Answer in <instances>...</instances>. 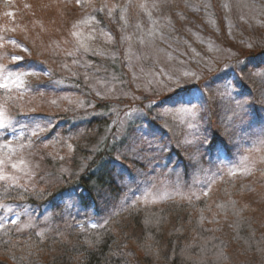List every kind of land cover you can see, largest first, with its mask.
<instances>
[{
	"label": "rangeland",
	"instance_id": "1",
	"mask_svg": "<svg viewBox=\"0 0 264 264\" xmlns=\"http://www.w3.org/2000/svg\"><path fill=\"white\" fill-rule=\"evenodd\" d=\"M0 2V83L8 85L0 88V232L17 233L0 247V263L16 259L24 235L37 234L44 255L49 240L57 247L50 252L67 253L96 227L111 230L131 264H141L148 243L140 217L122 212L162 208L175 231L186 218L180 207L205 201V226L227 245L229 264H259L234 244L217 205L223 185L234 183L232 194L264 238V80L256 75L264 66L245 68L230 52L264 43V0ZM18 64L38 74L21 83L9 71ZM222 72L232 81L223 99L213 84ZM200 87L202 107H172L185 98L181 89ZM103 103L112 105L107 115L96 110ZM104 141L115 149L92 171L106 180L94 186L100 180L92 177V193H77L71 188ZM62 188L71 190L50 209L46 194ZM168 245L165 235L162 256Z\"/></svg>",
	"mask_w": 264,
	"mask_h": 264
},
{
	"label": "trees",
	"instance_id": "2",
	"mask_svg": "<svg viewBox=\"0 0 264 264\" xmlns=\"http://www.w3.org/2000/svg\"><path fill=\"white\" fill-rule=\"evenodd\" d=\"M0 5L4 4L0 2ZM261 43H254L253 48L246 51L232 47L230 52L232 51L231 53L234 56H231V61L236 60L245 68L263 67L264 43ZM229 47L231 48V46ZM112 68L115 69L114 66ZM216 74V80L225 76V73ZM211 75V72H209L207 78ZM159 103H153L151 108L159 107ZM106 104H101L103 106L97 107L96 110L100 111L101 114L107 115L109 110H111L108 108H112V105ZM143 110L146 113H150L146 109ZM149 119V116H146L143 118V122L146 123ZM103 121L102 123H104ZM109 121L108 119L107 123ZM106 126H102L103 132ZM99 145L100 147L98 146L96 156L91 165L86 168L84 175L82 174L80 179L74 184L79 189L82 188L90 193H92L91 181L100 180L94 182L95 186L103 185L102 182L106 180L102 176L95 178L99 175V172L94 173L92 170H102L106 166L107 157L115 149V145L113 146L109 141H104ZM92 177L94 178L90 181ZM235 186L234 183H226L221 188V198L217 205L218 214L229 222L234 244L244 248L247 255L255 256L257 258L255 260L259 264H264V238L258 233L255 224L245 217L243 209L239 206L235 195L232 194ZM244 188L245 185L238 189L241 192ZM71 189L73 190V188ZM71 189L62 188L54 195L46 194L48 198L44 202L50 209L55 210V206L62 203ZM205 208V201L201 202V205L197 207L194 205H182L180 210L182 214L186 212L185 222L179 223L175 231L168 229V224L173 218L172 212L170 213V211L162 208L136 209L129 207L122 212L121 216L124 219L134 217L137 220L140 217V220L138 219L139 222L136 223L142 228L143 241L146 240V243H148V245L145 244L143 246L144 255L141 264H229L227 245L223 243L219 235L212 233L205 226ZM165 235L169 237V245L167 246L169 250L166 256H162L159 249ZM16 237L17 233H15L14 229L1 231L0 247L7 249L9 246L7 243L8 239ZM22 240L26 241V244L23 247H19L21 252L17 251L19 256L16 255V259H10L11 264H131L132 261L129 253L124 248L121 249L116 236L111 230L106 228L90 227L87 232L80 234L78 245L68 250L67 253L63 251H58L59 253H57L56 242L49 240L47 244H44L47 247V251L49 248V253L47 252L48 254L44 255L42 252L46 250H43V247L41 248V239L34 233L28 236L24 235ZM178 241H180L179 245ZM29 242L34 243V246H31ZM26 245L29 246L26 247ZM54 247L56 250L50 252ZM23 252L27 253L24 254Z\"/></svg>",
	"mask_w": 264,
	"mask_h": 264
},
{
	"label": "snow or ice",
	"instance_id": "3",
	"mask_svg": "<svg viewBox=\"0 0 264 264\" xmlns=\"http://www.w3.org/2000/svg\"><path fill=\"white\" fill-rule=\"evenodd\" d=\"M13 59L17 61H22L21 57H14ZM12 74H15L16 80L23 83L22 77L24 75H32L38 74L35 70L25 69L24 71H20V65L18 64L16 68L9 70ZM256 75L260 76L262 80H264V73H257ZM213 84L221 85V88L218 89L221 99L224 97H230L232 94V81L228 79L227 75L223 78L213 81ZM8 87L5 83H0V88L6 89ZM185 93V98L178 100L175 104L172 105L173 108H178L182 112H192L193 109H197L203 106L205 103V96L203 93V89L200 87L198 92H194L193 89H181ZM178 92V91H177ZM176 92V93H177ZM237 107H242V105L237 102ZM168 115H172L174 113L169 112L166 113ZM261 135H264V130H262ZM199 149L196 150V153L192 156V162L195 165H199L200 160L198 159ZM15 167V165H13Z\"/></svg>",
	"mask_w": 264,
	"mask_h": 264
}]
</instances>
